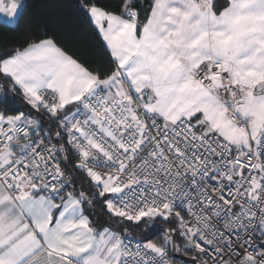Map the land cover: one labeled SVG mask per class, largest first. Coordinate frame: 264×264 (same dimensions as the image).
Wrapping results in <instances>:
<instances>
[{
	"label": "snow or ice",
	"instance_id": "snow-or-ice-1",
	"mask_svg": "<svg viewBox=\"0 0 264 264\" xmlns=\"http://www.w3.org/2000/svg\"><path fill=\"white\" fill-rule=\"evenodd\" d=\"M80 8L110 69L0 52V264H264V0Z\"/></svg>",
	"mask_w": 264,
	"mask_h": 264
},
{
	"label": "trees",
	"instance_id": "trees-1",
	"mask_svg": "<svg viewBox=\"0 0 264 264\" xmlns=\"http://www.w3.org/2000/svg\"><path fill=\"white\" fill-rule=\"evenodd\" d=\"M84 2L85 0H25L27 7L23 10V17L19 19L18 24L13 26L0 21V52L20 47L25 41L37 37H54L61 47L90 70L103 72L110 69V52L90 18L81 10L80 5ZM97 2L107 10H114L119 0ZM145 2L147 3V0ZM216 2L222 4L223 0ZM19 106L25 107L23 104ZM2 108L3 105L0 104V109ZM76 186L77 188L83 186L88 190L82 173H77ZM87 214L101 223L106 220L103 206L99 201L88 209ZM128 233V236L142 241L146 238L153 240L158 238V235L153 236L141 229L129 230Z\"/></svg>",
	"mask_w": 264,
	"mask_h": 264
},
{
	"label": "built area",
	"instance_id": "built-area-1",
	"mask_svg": "<svg viewBox=\"0 0 264 264\" xmlns=\"http://www.w3.org/2000/svg\"><path fill=\"white\" fill-rule=\"evenodd\" d=\"M62 167H63V164H62ZM130 237V236H129ZM132 238V240H133V243H135L136 241H142V240H139V239H137V238H134V237H131ZM154 241H156V240H154ZM177 264H180V261H177Z\"/></svg>",
	"mask_w": 264,
	"mask_h": 264
},
{
	"label": "water",
	"instance_id": "water-1",
	"mask_svg": "<svg viewBox=\"0 0 264 264\" xmlns=\"http://www.w3.org/2000/svg\"><path fill=\"white\" fill-rule=\"evenodd\" d=\"M178 256L179 255H181V254H177ZM190 257H187V256H185V257H183V259H185V260H187V259H189Z\"/></svg>",
	"mask_w": 264,
	"mask_h": 264
},
{
	"label": "crops",
	"instance_id": "crops-1",
	"mask_svg": "<svg viewBox=\"0 0 264 264\" xmlns=\"http://www.w3.org/2000/svg\"><path fill=\"white\" fill-rule=\"evenodd\" d=\"M0 21H2L3 22V18L2 17H0ZM99 33V32H98ZM101 36V35H100ZM102 38V37H101Z\"/></svg>",
	"mask_w": 264,
	"mask_h": 264
},
{
	"label": "rangeland",
	"instance_id": "rangeland-1",
	"mask_svg": "<svg viewBox=\"0 0 264 264\" xmlns=\"http://www.w3.org/2000/svg\"><path fill=\"white\" fill-rule=\"evenodd\" d=\"M127 234H129V233H127ZM158 239H159V237L156 239V241H158Z\"/></svg>",
	"mask_w": 264,
	"mask_h": 264
}]
</instances>
